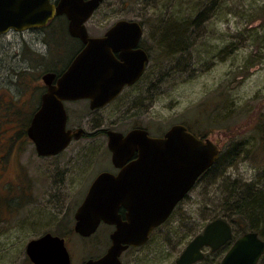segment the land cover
Masks as SVG:
<instances>
[{
    "label": "rangeland",
    "instance_id": "obj_1",
    "mask_svg": "<svg viewBox=\"0 0 264 264\" xmlns=\"http://www.w3.org/2000/svg\"><path fill=\"white\" fill-rule=\"evenodd\" d=\"M111 5L115 11L103 16V33L119 20L137 21L144 27L150 51L144 79L100 111L92 113L86 101L69 104L70 128L83 127L93 137L75 141L54 159L40 158L35 146L21 139L16 156H4L8 166L4 176H18L22 170L31 176L39 194L55 196L50 227L43 226L48 217H40L47 215L41 209L36 230L26 235L41 236L48 229L64 233L77 264L102 254L108 246L107 233L101 229L92 238L73 231L74 213L94 180L103 171L114 170L108 138L100 131L143 127L152 136H162L173 125L189 127L219 146L225 159L215 172L200 179L146 246L151 264H176L209 223L210 213H225L230 207L234 188L264 190V0H107L105 6ZM101 19L102 15L94 18L89 28L96 30ZM166 26L189 32L187 44L176 50L168 47ZM76 50L63 21L0 37V98L18 99L14 113L20 120L18 130L33 114L20 96L28 99L30 94L44 93L42 77L64 71ZM8 126L7 133L15 134L17 127ZM231 157H235L233 165ZM60 223L72 234L61 230ZM233 228L234 239L243 235ZM4 241H0V264H10L14 256L4 251ZM228 249L217 255L205 250V259L197 264H220Z\"/></svg>",
    "mask_w": 264,
    "mask_h": 264
},
{
    "label": "water",
    "instance_id": "obj_2",
    "mask_svg": "<svg viewBox=\"0 0 264 264\" xmlns=\"http://www.w3.org/2000/svg\"><path fill=\"white\" fill-rule=\"evenodd\" d=\"M103 1L62 0L55 8L50 0H0V36L44 27L56 14H65L71 36L86 44L58 78L54 73L43 76L47 91L27 130L41 157L59 155L84 132L67 130L65 102L90 100L91 109L103 108L125 86L137 82L149 62L145 51L134 49L143 36L139 22L121 20L104 37L88 36L85 23ZM108 135L112 162L121 171L118 175L103 172L95 179L76 212L75 231L90 237L102 221L115 225L116 230L108 252L86 264H122L123 251L145 244L220 157L219 146L209 138L197 137L183 124L173 125L161 138L149 136L144 129ZM135 151L138 160L126 165ZM121 203L131 206L126 222L117 214ZM232 239L227 221L209 222L176 264H197L205 258L204 249L215 252ZM27 250L35 264H71L65 241L51 234L32 241ZM263 256L264 240L258 233L248 232L233 243L220 264H259Z\"/></svg>",
    "mask_w": 264,
    "mask_h": 264
},
{
    "label": "flooded vegetation",
    "instance_id": "obj_3",
    "mask_svg": "<svg viewBox=\"0 0 264 264\" xmlns=\"http://www.w3.org/2000/svg\"><path fill=\"white\" fill-rule=\"evenodd\" d=\"M61 1L62 0H50V3L55 8H58ZM88 1H90V0H84V2H88ZM106 1L107 0H104L102 3H100L99 7L95 10V12L91 16V18L85 23L86 31H87V34L90 38L104 37L107 34V32L111 29V27L114 25L113 24L104 33L102 32V28L100 27L103 25V22H102L103 16H105V15L109 16V14H107V11L108 12L115 11L113 5H111V7L105 6ZM99 15H102L101 23L99 21H96V22H99L95 25L96 30H91L89 28L88 24L94 18L98 17ZM60 21H63L65 23L66 33L68 34L69 38L74 40L77 43V50H76L77 54L82 52L85 49L86 44L81 39L71 36V34L69 32V20L65 14H63V15H57L56 14L54 19L51 20L45 27L37 28L36 30H41V29L43 30L46 27H48L50 24L58 23ZM54 31L57 33V30L55 29V27H54ZM134 49L135 50L141 49V50L145 51L149 56V62H150V51L146 45V41L144 38V28H143V36L139 42V45L137 47H135ZM116 56L118 59H120L119 53L116 54ZM149 62L146 65V69H145V72L143 73L142 77L137 82H135L134 84L125 86L123 91L121 92V94L115 100H113L111 103L107 104L103 108L93 110V109H91L90 100H79V101L88 102L89 108H90L92 113L100 111V110L110 106L112 103L116 102V100L123 94V92L126 89L134 88L139 83L142 82V80L144 79V77L146 75ZM46 90H45V92H46ZM44 93H42L41 95L39 93L30 94L29 95L30 98H28V99H22L21 96L19 98V101H21L22 104H24V105H27V101H28V105L30 107V110L33 113L32 117L30 119V122H29V126L31 124L33 115L41 107V99H42V96L44 95ZM11 99H14V98H11ZM3 100H5L4 104L9 103V101H10V99L6 100L4 98H3ZM15 100H18V99H15ZM79 101L65 102V108L67 111V130H70L72 132H77L78 130L83 129V131H84L81 138L73 139L71 144H73L75 141H79L82 138L93 137V136H88L89 135L88 132L83 127L70 128L71 113L68 109V105L74 104L75 102H79ZM11 105H12V107H18V104H16V103L15 104L11 103ZM29 126H28V128H29ZM28 128H27V130H28ZM135 129H144V130L148 131V134L151 137L161 138L165 135V134H163L162 136H152L150 134L149 130H147L146 128H143V127H134V128H132L128 131H125V132L124 131H122V132L121 131H115V130H102L100 132L105 134V136L108 138V143H109V135H108L109 132H119V133H122L124 135H127L129 132H131L132 130H135ZM27 130H26V133H27ZM97 133H99V132H97ZM14 136L15 135H13V134L11 135L9 133L8 139L4 142V144H6V150L0 151L1 152V155H0V241H2L3 239L5 240L4 245H7V246H3L2 248L4 249V251L6 253H9V254L14 256L10 260V264H35L32 261L31 257L29 256L28 250H27L29 243H31L32 241L40 239L41 237H43L47 234H51L53 236L60 237L61 239H63L65 241V245L67 247L68 252H69V249H68L69 244H68L67 237H66V235H64V233L53 234L51 232V230H49V229L46 230V232H43L44 234L42 233L41 236L40 235L35 236L36 235L35 234L32 237L31 236L28 237V235H26V233H30V232H32V230H36V228H37L36 224H37V222H39L38 221L39 220L38 219V211L41 209L43 211H45L47 213V215L41 214L40 217H44V216L48 217V222L47 223L43 222V226L50 227V224L55 219L54 215L52 214L53 212H55V196L50 194V193L49 194L48 193L39 194L38 190L34 189L32 187V180L30 179L31 176L28 175V173H24L22 170H20L21 173H19L18 176H4L5 175L4 172H6V169L8 168L7 164L6 165L4 164V158H5L4 156L5 155L6 156L9 155V156H13V157L16 156V153L18 151V146L20 144L18 139L15 138L16 136L15 137ZM71 144H70V146H71ZM68 148L65 151H67ZM108 149H109V147H108ZM64 152L60 153L59 155H56V156L47 157V159L57 158V157L61 156L62 154H64ZM109 153H111V152H109ZM40 158H44V157H40ZM138 158H139V152L135 151L133 156L130 158V160L127 162L126 165L132 163L133 161L138 160ZM111 161H112V155H111ZM112 165L114 168L113 172H111V171H103V172H109L113 175H118L120 173L121 169L116 168L113 163H112ZM49 176H51V175H49ZM14 178H15V181H14ZM199 180L197 181V183L199 182ZM196 184H195V186H196ZM194 187H193V189H194ZM86 196H87V194H86ZM86 196H85V198H86ZM146 197H147V195H146ZM85 198H84V200H85ZM182 201L179 202L175 206V208L173 209V211H172L170 217L167 219V221L165 223H163L162 225H160L159 227L155 228L150 233L149 239L147 240V242L145 244H143L141 246H137V247L130 246L125 251H123V253L120 256V260H121L122 264H151V260H150V258H148V255H147L146 250H145L146 246L151 241L153 234L172 219L173 215L175 214V212L180 207V204L182 203ZM63 203H65L64 198H63ZM82 203H81V205H82ZM60 206H61L60 208L62 209L63 208L62 203H60ZM130 207H131L130 205H127L125 203L124 204L121 203V205L118 207L117 214H118V216H120V218L123 222L128 221L129 213H130ZM135 207H138V206H134V208ZM70 208H71V206H70ZM61 209H60V211H61ZM77 210H76V212H77ZM76 212L74 213V216H73V218L75 220H76V218H75ZM49 216H51V218H49ZM76 223H77V221H75V227H76ZM54 224H56V222ZM60 225L62 226V223H60ZM75 227H74L73 231L76 233ZM62 228L67 229L68 232L70 234H72V232H70L68 228H64L62 226L60 229L63 230ZM100 229L107 233L106 237H108V238L106 239V237H105V239L107 240L108 246L106 247V249L104 250V252L102 254H100L98 256H91L90 258H88L87 261L85 260L86 258H83L85 262L82 259L83 262L80 261L77 264H86L90 260H98L101 257H103L108 252V250L110 249V247L112 245L111 235L116 230V226L102 221L99 224L96 232L93 235H91L90 237L92 238L94 235H96ZM75 233H73V235ZM76 234H78V233H76ZM90 237H84V238H90ZM98 237L99 236H97L95 239H97ZM237 239L238 238L234 239V233H233V239L231 241H229L226 245L221 247L219 250H217L215 252H212L210 248H206L204 250H210V252L212 254H216L219 251L226 250L229 247V249L226 251V254H227V252L231 249L233 243ZM11 245H12V247H10ZM69 254H70L71 264H75L72 254L70 252H69ZM225 255H224V257H225Z\"/></svg>",
    "mask_w": 264,
    "mask_h": 264
},
{
    "label": "trees",
    "instance_id": "obj_4",
    "mask_svg": "<svg viewBox=\"0 0 264 264\" xmlns=\"http://www.w3.org/2000/svg\"><path fill=\"white\" fill-rule=\"evenodd\" d=\"M169 27L167 29L165 28L167 37L164 43H166L168 47H171L172 49H175V50L178 49L180 46H185V44H187L189 40V32H186L184 29L179 28L175 30ZM56 74L59 75L61 73L57 72ZM41 94L42 93H40V95ZM4 101L5 100L0 98V112H1V115H0V126H1L0 127V151L6 150V144H4V142L8 139V136H9V134L7 133V129L4 127L8 125H11L10 127H12L13 125L14 126L13 128L16 129L17 127L16 124H18V122L20 121L14 115L16 107H12L11 105V103L15 104L16 100L10 99L9 103L7 104H4ZM7 112H10V113L7 115ZM30 119H31V113L27 117L26 121H24L20 125V129L18 130V127H17L15 134H13L16 136L14 137L17 138L18 141H20L21 139L22 140L27 139L29 141L26 130L29 126ZM8 131H10V128L8 129ZM196 135L201 138H205L199 134H196ZM238 155L240 154H237V156ZM222 156L223 155L221 154L219 159L216 161L215 165L210 170H208L203 176L209 175L212 172H215L217 170L218 166L225 159ZM234 160H235V157H231L229 164L233 165ZM229 200L233 202L230 205V207L225 211V213H215V212L210 213L207 221L212 222L217 219H223L227 221L229 224H231L232 228L233 226H236L238 228L239 233L243 232V235H244L248 232H256L259 234L261 239L264 240V230H263L264 229L263 227V224H264V190H261V189L254 190L250 187L246 188L245 190L244 189L240 190V188L237 190L234 188L232 194L229 197ZM233 233H235L234 228H233ZM220 252L221 251H219L218 253ZM218 253H216V255ZM259 264H264V256L261 259Z\"/></svg>",
    "mask_w": 264,
    "mask_h": 264
}]
</instances>
